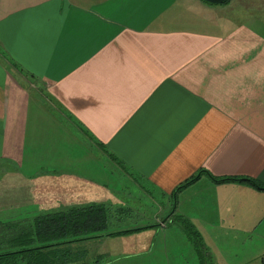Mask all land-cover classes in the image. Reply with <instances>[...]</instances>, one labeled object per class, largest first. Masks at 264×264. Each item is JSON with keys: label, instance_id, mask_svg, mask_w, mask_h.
Returning a JSON list of instances; mask_svg holds the SVG:
<instances>
[{"label": "crops", "instance_id": "obj_1", "mask_svg": "<svg viewBox=\"0 0 264 264\" xmlns=\"http://www.w3.org/2000/svg\"><path fill=\"white\" fill-rule=\"evenodd\" d=\"M200 171L264 184V0H0V253L39 215L110 208L116 174L157 195L154 234L174 211L209 257L262 255L264 191Z\"/></svg>", "mask_w": 264, "mask_h": 264}, {"label": "rangeland", "instance_id": "obj_2", "mask_svg": "<svg viewBox=\"0 0 264 264\" xmlns=\"http://www.w3.org/2000/svg\"><path fill=\"white\" fill-rule=\"evenodd\" d=\"M230 1L234 0H229L228 3ZM231 14L236 15L237 20L246 17L241 16L239 11H233ZM113 176L112 180L108 177V228L103 232L80 235L79 238L86 240L75 242L69 247H86L87 254L83 260L70 264H241L250 263L249 260L253 261L255 258H264V253L258 254V249L252 251L253 239L247 242L236 239L212 241L213 246L207 248L212 259L207 250L205 258L196 251L190 237L178 224H169L163 232L154 234L158 229L154 217L159 208L155 202L150 201V196L158 200L157 195L153 192L148 195L124 181L123 177L116 174ZM119 209L123 212L119 213ZM161 215L163 216V213ZM67 240L72 241L71 238ZM256 245L258 246V243ZM63 247L66 248V245ZM211 250L215 253L223 251L219 255L220 263L214 261Z\"/></svg>", "mask_w": 264, "mask_h": 264}, {"label": "trees", "instance_id": "obj_3", "mask_svg": "<svg viewBox=\"0 0 264 264\" xmlns=\"http://www.w3.org/2000/svg\"><path fill=\"white\" fill-rule=\"evenodd\" d=\"M202 173L207 174L215 183H247L264 191V184L253 179L215 177L204 171L199 172ZM197 178L198 176L185 182L176 192L192 184ZM170 216L171 223L178 224L186 232L196 251L205 258L204 244L194 226L180 215H174V211H171ZM108 223L109 208L103 205L92 204L39 215L33 219L32 224L20 227L18 231L14 228L10 250L0 253V264H70L81 261L86 252L81 248L71 249L69 246L86 240L79 238L80 235L105 231ZM70 238L72 241L67 240ZM61 240L65 242H60ZM64 245L66 248L63 247Z\"/></svg>", "mask_w": 264, "mask_h": 264}, {"label": "water", "instance_id": "obj_4", "mask_svg": "<svg viewBox=\"0 0 264 264\" xmlns=\"http://www.w3.org/2000/svg\"><path fill=\"white\" fill-rule=\"evenodd\" d=\"M202 1L208 5H223L229 0H202Z\"/></svg>", "mask_w": 264, "mask_h": 264}]
</instances>
